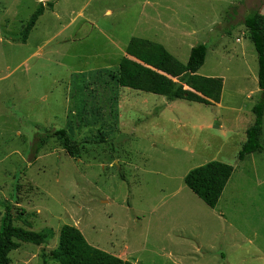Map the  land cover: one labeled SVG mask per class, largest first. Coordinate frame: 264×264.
Listing matches in <instances>:
<instances>
[{
	"label": "rangeland",
	"instance_id": "1",
	"mask_svg": "<svg viewBox=\"0 0 264 264\" xmlns=\"http://www.w3.org/2000/svg\"><path fill=\"white\" fill-rule=\"evenodd\" d=\"M40 4L26 43L15 42ZM155 8L161 26L128 31L151 30L144 38L183 64L205 44L198 74L222 78L218 102L119 87L129 41L111 42V0H0V226L10 203L13 226L52 231L43 245L19 243L10 264H55L49 254L64 225L130 264H264V152L237 160L259 98L242 22L254 8L264 15V0H162L143 10ZM57 129L87 143L79 159L55 139L33 154L34 136ZM211 161L233 167L214 209L183 183Z\"/></svg>",
	"mask_w": 264,
	"mask_h": 264
},
{
	"label": "trees",
	"instance_id": "2",
	"mask_svg": "<svg viewBox=\"0 0 264 264\" xmlns=\"http://www.w3.org/2000/svg\"><path fill=\"white\" fill-rule=\"evenodd\" d=\"M43 12L44 8L40 4L15 42L26 43ZM231 16L232 13L228 14L227 19L230 20ZM242 25L246 28L257 54L259 98L252 108L253 122L246 129L245 141L237 154L239 162L251 154L264 152L261 140L264 115V15L260 13L259 8H254L243 18ZM222 32L228 34L226 29ZM206 55L207 46L199 44L191 48L188 60L183 64L161 44L133 37L127 43L124 56L120 59L116 75L117 84L121 88L162 96L169 102L183 100L209 106L219 101L223 80L198 74ZM50 139H55L62 150L73 159H79L86 150L87 143H79L73 140L66 130L57 129L34 136L31 145L33 154L36 156ZM232 173V166L211 161L190 170L184 176L183 183L208 208L214 209ZM4 209L0 226V264H10L9 254L19 248V243L40 246L52 238L51 230L34 232L13 226L12 205L6 203ZM25 225L30 227L28 223ZM49 258L55 264H130L90 246L81 232L69 225L60 228L57 246L50 252Z\"/></svg>",
	"mask_w": 264,
	"mask_h": 264
},
{
	"label": "crops",
	"instance_id": "3",
	"mask_svg": "<svg viewBox=\"0 0 264 264\" xmlns=\"http://www.w3.org/2000/svg\"><path fill=\"white\" fill-rule=\"evenodd\" d=\"M125 0H111V9H107L104 13V16H110L111 15V42H126L129 41L133 37L143 38L146 40H156V39H150V38H144L146 34H148L151 30L146 29L145 32H139L141 33V36H134L132 33L133 30L128 31V26L133 27H139V26H158L162 25V15L161 13H158V10L155 8V12L152 14H146L143 9L147 7L148 5H157L158 1L162 0H134V4L136 7H140L142 11H138L137 16L132 13V10L125 5ZM133 0H126L127 4L132 3ZM135 7V8H136ZM137 12V11H135ZM44 13V12H43ZM43 15V14H42ZM42 16H40L41 18ZM124 26L126 31L123 35V37H114V27H122ZM262 137V136H261Z\"/></svg>",
	"mask_w": 264,
	"mask_h": 264
}]
</instances>
